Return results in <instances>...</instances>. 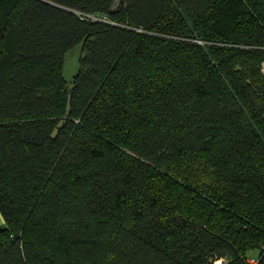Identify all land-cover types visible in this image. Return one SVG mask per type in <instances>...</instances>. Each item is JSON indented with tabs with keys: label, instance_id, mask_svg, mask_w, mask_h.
Instances as JSON below:
<instances>
[{
	"label": "trees",
	"instance_id": "16d2710c",
	"mask_svg": "<svg viewBox=\"0 0 264 264\" xmlns=\"http://www.w3.org/2000/svg\"><path fill=\"white\" fill-rule=\"evenodd\" d=\"M114 2L0 0V264H247L264 0Z\"/></svg>",
	"mask_w": 264,
	"mask_h": 264
},
{
	"label": "rangeland",
	"instance_id": "374dc122",
	"mask_svg": "<svg viewBox=\"0 0 264 264\" xmlns=\"http://www.w3.org/2000/svg\"><path fill=\"white\" fill-rule=\"evenodd\" d=\"M83 46L78 45L67 52L65 67H64V76L69 84L73 82L74 76L79 70V61L80 58L84 55ZM222 264H225L224 259H221Z\"/></svg>",
	"mask_w": 264,
	"mask_h": 264
},
{
	"label": "built area",
	"instance_id": "2783aa9c",
	"mask_svg": "<svg viewBox=\"0 0 264 264\" xmlns=\"http://www.w3.org/2000/svg\"><path fill=\"white\" fill-rule=\"evenodd\" d=\"M262 70L264 71V62L262 64ZM264 259V244L261 246L257 253H253L245 258L247 264H260Z\"/></svg>",
	"mask_w": 264,
	"mask_h": 264
},
{
	"label": "crops",
	"instance_id": "0c3cea01",
	"mask_svg": "<svg viewBox=\"0 0 264 264\" xmlns=\"http://www.w3.org/2000/svg\"><path fill=\"white\" fill-rule=\"evenodd\" d=\"M5 227H6V221H5V218L2 212L0 211V231L4 229Z\"/></svg>",
	"mask_w": 264,
	"mask_h": 264
},
{
	"label": "water",
	"instance_id": "95a60500",
	"mask_svg": "<svg viewBox=\"0 0 264 264\" xmlns=\"http://www.w3.org/2000/svg\"><path fill=\"white\" fill-rule=\"evenodd\" d=\"M121 0H115L114 4H113V8H116L119 6Z\"/></svg>",
	"mask_w": 264,
	"mask_h": 264
},
{
	"label": "bare ground",
	"instance_id": "6f19581e",
	"mask_svg": "<svg viewBox=\"0 0 264 264\" xmlns=\"http://www.w3.org/2000/svg\"><path fill=\"white\" fill-rule=\"evenodd\" d=\"M214 264H222L221 260H217Z\"/></svg>",
	"mask_w": 264,
	"mask_h": 264
}]
</instances>
